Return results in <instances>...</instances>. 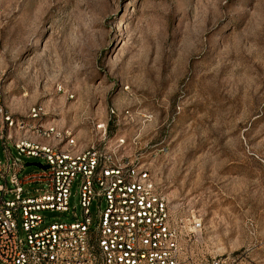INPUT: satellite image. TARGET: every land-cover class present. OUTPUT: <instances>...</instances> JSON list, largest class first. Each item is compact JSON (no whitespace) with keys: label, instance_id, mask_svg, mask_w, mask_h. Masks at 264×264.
Returning a JSON list of instances; mask_svg holds the SVG:
<instances>
[{"label":"rangeland","instance_id":"374dc122","mask_svg":"<svg viewBox=\"0 0 264 264\" xmlns=\"http://www.w3.org/2000/svg\"><path fill=\"white\" fill-rule=\"evenodd\" d=\"M0 87L17 117L135 140L202 223L195 264H264V0H0Z\"/></svg>","mask_w":264,"mask_h":264},{"label":"built area","instance_id":"2783aa9c","mask_svg":"<svg viewBox=\"0 0 264 264\" xmlns=\"http://www.w3.org/2000/svg\"><path fill=\"white\" fill-rule=\"evenodd\" d=\"M44 116L33 106L17 117L0 87V264H195L202 223L171 209L135 140L110 137L102 124L81 142ZM10 147L41 166L24 172ZM75 182L80 213L69 203Z\"/></svg>","mask_w":264,"mask_h":264},{"label":"water","instance_id":"95a60500","mask_svg":"<svg viewBox=\"0 0 264 264\" xmlns=\"http://www.w3.org/2000/svg\"><path fill=\"white\" fill-rule=\"evenodd\" d=\"M27 165H33V166H38V167L41 166V165H39L38 163H27ZM43 168H45V167H43Z\"/></svg>","mask_w":264,"mask_h":264}]
</instances>
